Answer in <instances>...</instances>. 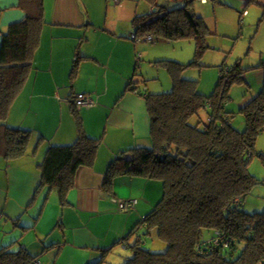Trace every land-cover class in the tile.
I'll use <instances>...</instances> for the list:
<instances>
[{
	"label": "trees",
	"instance_id": "obj_1",
	"mask_svg": "<svg viewBox=\"0 0 264 264\" xmlns=\"http://www.w3.org/2000/svg\"><path fill=\"white\" fill-rule=\"evenodd\" d=\"M20 1L26 16L2 32L0 51V152L6 157L23 155L29 141L31 131L8 125L7 118L33 69L46 23L44 0ZM252 1L260 0H248ZM193 2L187 0L172 9L157 4L159 8L134 18L139 37L151 33L167 39L193 38L195 57L188 65L160 60L173 77L170 91L142 92L138 82L129 80L128 88L146 100L154 144L121 149L109 165L104 185L110 187L115 175L132 174L161 179L164 192L120 240H126L137 226L146 225L145 236L132 244L124 260L110 262L104 250L88 264H264V210L251 212L243 204L259 180L249 169L250 161L256 153L264 158L256 149L264 131V83L239 109L245 126L238 128L233 122L236 111L227 104L231 86L244 79L241 70L245 68L239 62L226 69L221 65L210 94L198 89L199 80L184 76L189 67L205 66L201 56L208 47L203 17L190 14ZM260 3L264 19V1ZM256 67L264 69V61ZM72 104L77 107L75 99ZM204 109L207 118L200 116L192 122ZM99 145L98 138L85 133L72 144L49 145L41 163L44 183L65 195L75 185L77 170L94 166ZM152 234L167 245L165 250L147 247L146 239ZM35 258L25 247L0 249V264H33Z\"/></svg>",
	"mask_w": 264,
	"mask_h": 264
},
{
	"label": "crops",
	"instance_id": "obj_2",
	"mask_svg": "<svg viewBox=\"0 0 264 264\" xmlns=\"http://www.w3.org/2000/svg\"><path fill=\"white\" fill-rule=\"evenodd\" d=\"M87 1L44 0L46 23L33 69L8 113V125L31 133L23 155L6 157L0 152V249L25 247L36 257L33 264H58V256L69 264H88L104 250L108 261L119 256L124 260L132 252V244L145 236L146 225L137 226L126 240H120L156 206L164 192L161 179L132 174L115 175L110 187L104 185L109 165L121 149L154 144L146 100L129 89L128 82L133 78L138 89L150 91L144 80L136 78L143 76L138 67L148 56L145 42L153 43L159 37L149 33L153 40H134V35L139 36L134 18L159 8L160 3L152 4L146 13L135 10L132 30L107 17L102 22L97 15L105 9L116 10L119 16L127 8L117 6L122 0L114 7L108 0H99L95 9ZM20 3L0 0V51L2 32L26 16ZM190 10L193 16L196 12ZM158 58L157 63L168 60ZM255 75L261 84L258 93L264 70ZM81 93H89L94 104L75 107L72 100ZM81 133L100 140L97 159L93 167L77 170L75 185L62 195L44 183L41 163L49 145L72 144ZM128 199H136V207L121 211L119 201Z\"/></svg>",
	"mask_w": 264,
	"mask_h": 264
},
{
	"label": "rangeland",
	"instance_id": "obj_3",
	"mask_svg": "<svg viewBox=\"0 0 264 264\" xmlns=\"http://www.w3.org/2000/svg\"><path fill=\"white\" fill-rule=\"evenodd\" d=\"M98 1L88 0L87 2L92 9H95ZM156 1L160 4L167 3V7L172 9L184 5L187 0ZM107 2L111 5L110 7L118 4L110 0ZM247 2L248 0H194L192 8L203 17L208 27L206 32V45L208 47L201 56L202 62L207 66L201 69L198 66L189 67L184 73V76L200 79L199 90L205 94H210L220 76L221 65L226 69L239 62L241 68H245L241 72L242 75L248 77V81H236L231 86V99L227 106L236 111L234 123L241 128L245 125V118L242 113H239V104L245 102L252 94L257 93L261 84L258 81V75L255 74L264 70L262 67H256L264 61V19H261L263 6L260 1H252L249 4ZM117 6H121V8L127 6V8L120 10L119 16H117L116 10L106 12L104 9L97 12L98 17L102 22H104L105 17L109 19V22L115 20L120 22L123 27H131L132 30L135 29V25L132 23L135 10L138 13H146L152 8L149 0H122V3ZM244 10L241 18V12ZM145 45L148 58L143 52L145 59L143 64L138 67L139 73L143 76L140 75L136 79H139L140 82L146 79L143 84H146L150 91H170L173 87L172 74L163 63H157L156 59L158 57V59L167 58L188 65L195 57V40L193 38L166 39L159 37L153 43L145 42ZM250 82L252 83L251 86L249 85ZM206 115L207 111L204 109L191 120L196 123L198 117H206ZM256 149L264 153V131L257 138ZM249 169L259 180L246 197L245 205L251 212L263 211L264 158L256 153L250 161ZM146 240L147 247L155 246L159 250L167 248V245L159 241L160 239L155 234L148 236ZM115 256L112 255V257ZM122 258L119 256L118 260H113V262H120ZM57 260H59L58 264H69L61 256H58ZM49 263L52 264V261H44L43 264Z\"/></svg>",
	"mask_w": 264,
	"mask_h": 264
},
{
	"label": "built area",
	"instance_id": "obj_4",
	"mask_svg": "<svg viewBox=\"0 0 264 264\" xmlns=\"http://www.w3.org/2000/svg\"><path fill=\"white\" fill-rule=\"evenodd\" d=\"M113 1L117 3L120 0H113ZM132 38L134 40H139L141 37L134 35ZM143 38L146 40H153V37L151 35H145ZM74 99L78 108L89 107L94 104V100L89 93L78 94ZM136 205H137L136 199L120 200L118 203L119 209L121 211H126V212L133 210L136 207Z\"/></svg>",
	"mask_w": 264,
	"mask_h": 264
},
{
	"label": "water",
	"instance_id": "obj_5",
	"mask_svg": "<svg viewBox=\"0 0 264 264\" xmlns=\"http://www.w3.org/2000/svg\"><path fill=\"white\" fill-rule=\"evenodd\" d=\"M190 13H191V15L193 14V11L192 10H190Z\"/></svg>",
	"mask_w": 264,
	"mask_h": 264
}]
</instances>
